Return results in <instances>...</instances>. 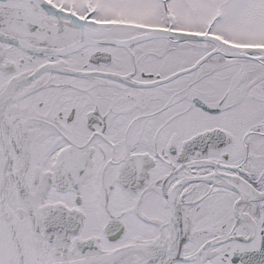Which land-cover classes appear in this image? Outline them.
<instances>
[{"label":"snow or ice","instance_id":"1","mask_svg":"<svg viewBox=\"0 0 264 264\" xmlns=\"http://www.w3.org/2000/svg\"><path fill=\"white\" fill-rule=\"evenodd\" d=\"M0 264H264V0H0Z\"/></svg>","mask_w":264,"mask_h":264}]
</instances>
